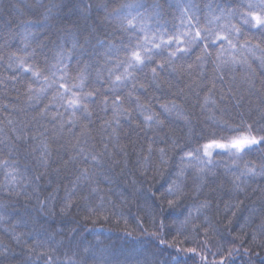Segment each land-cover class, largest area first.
<instances>
[{
  "label": "snow or ice",
  "instance_id": "obj_1",
  "mask_svg": "<svg viewBox=\"0 0 264 264\" xmlns=\"http://www.w3.org/2000/svg\"><path fill=\"white\" fill-rule=\"evenodd\" d=\"M40 6L43 7L40 18L22 22L19 25L22 31L14 33L19 36L21 45L8 53L5 68L6 72L14 74L0 76V87L6 88L10 82L18 98L24 97L22 106L14 105L11 109L22 114L24 119L5 117L0 120V193L9 197L8 200H0V227L11 242L5 244L0 239V264L4 259L14 258L13 244L23 245L28 252L21 264H40L45 257L44 264H121L110 250L104 231L96 232L95 229H92L94 240L85 242L81 239L79 243L85 245L83 249L60 260L55 253L63 241H57L54 234L48 233L45 224L50 217L66 215L77 201L84 202L88 213L86 220L91 217L100 219L98 213H103L112 204L101 195L103 190L99 185H109L108 191L112 192L118 184V177L112 174L110 167H106L105 157L111 160L115 154L123 153L125 159L121 175H126L124 169L129 161L124 148L119 146V130L123 122L136 123L134 115L139 114L142 120L137 126L142 124L145 134L149 131L159 133L173 117L183 120L186 125L191 124L178 103L183 89L173 93L176 99L159 104V111L154 110L151 104L152 99L158 100L159 97L153 93L145 103L141 101V93L150 89L161 91L165 84L171 88V78L184 73L191 75L198 71L203 77L209 62L213 64L214 80L219 78L223 83L225 72L232 73L235 80L234 74L241 71L244 73L242 80L250 89L254 88L256 69L253 65L256 64L264 74V0H50L46 7L41 0ZM167 15L174 21L171 27ZM246 33L253 35L241 41L240 37ZM49 43L55 52L51 63L45 55L47 67L44 68L39 66L36 57ZM197 49L199 52L192 59ZM4 61L5 56L0 53V63ZM73 61L75 75L70 71ZM93 70L95 81H92ZM90 83L93 86L90 87ZM17 84L20 88H16ZM96 84L100 87L94 86ZM214 88L213 83L204 96L202 109L211 110L209 104L215 107L216 101L212 99ZM50 92L52 95L49 97ZM45 99L47 103H44ZM3 107L7 110L8 106ZM97 111L105 117L101 120L100 132L107 133L101 135L100 152L96 151L95 145L89 146L93 116ZM29 114L32 115L29 117ZM261 117L264 118V110ZM210 119L220 129L219 133L213 131L199 137L206 142L189 151H184L172 139L170 145L157 150L159 160L154 167L150 162L155 141L148 138L151 141L148 154L142 161L137 159V165L146 178L152 167V179L158 176L162 183L159 187L153 184L145 191L138 188L137 181L133 179L130 181L132 191L128 194L145 201V210L152 217L153 225L157 214L163 219L158 230L150 234L155 250L148 253V244H143L124 256L122 264H187L188 259L196 256H199L198 264H236V259L241 256L248 257L249 261L259 256V253L252 252L253 246L264 249V201L259 207L247 209L248 215L243 217L239 228L244 236L229 241L226 251L221 246L212 252L205 243V252L213 257L211 262L196 248H181L175 237L171 243L159 238L165 228L164 221L174 215V210L188 195L189 174L194 173L192 191L194 196L198 195L206 178L214 175L217 162L213 157L218 150L227 153L233 161L226 171L231 173L234 196L246 194L250 180L264 178V163L249 161L243 168L239 166V161L246 154L264 151V135H253L252 125H246L243 118L236 125L216 120L214 116ZM44 121L51 125V136L47 125L42 123ZM77 127L80 128L79 133L75 132ZM65 134L73 136L74 141L72 154L63 164L65 167L72 165L76 175L70 185H64L62 197L57 185L41 198L39 182L53 162V145ZM160 142L166 143L163 139ZM29 143L36 167L42 169L35 175H30L28 168L22 169L18 159L21 146ZM175 152L182 154L170 155ZM112 163L118 165L121 161L113 160ZM127 192L125 188L119 194L124 196ZM13 197L17 201L24 198L32 207L18 209ZM97 197L96 204L89 207ZM210 206L209 201H203L189 208L183 220L176 215L173 225L177 235L187 231L188 225ZM244 207L243 200L226 205L227 210ZM233 217L239 222L237 212H233ZM202 223L208 225L205 235L209 230L217 232L208 217ZM229 224L231 226L233 221L230 220ZM197 227L193 225V230ZM248 236H251L249 247H243ZM221 239L228 238L221 235ZM187 242L186 238L183 243ZM181 252L185 256L181 257ZM34 253L35 259L32 258ZM260 264H264V257H260Z\"/></svg>",
  "mask_w": 264,
  "mask_h": 264
},
{
  "label": "trees",
  "instance_id": "obj_2",
  "mask_svg": "<svg viewBox=\"0 0 264 264\" xmlns=\"http://www.w3.org/2000/svg\"><path fill=\"white\" fill-rule=\"evenodd\" d=\"M50 0H42L43 6H47ZM95 2H102V0H95ZM116 2H123V0H116ZM199 2V0H198ZM41 0H0V53L5 56L4 63H0V76L13 75L12 72H6L7 55L10 52L16 51L21 41L18 35L14 33L21 32L22 29L19 25L28 20H37L40 18L43 12V7L40 6ZM94 15H96L94 13ZM102 15V13L100 14ZM203 15V14H201ZM169 22V27L174 23L170 15L166 16ZM203 19L201 23L203 24ZM252 33H246L240 37L243 41L252 36ZM259 36V33L255 34ZM40 39H44L40 37ZM118 39V37H117ZM38 43V41L36 42ZM36 43H33V47H36ZM214 52V49H212ZM55 49L51 43L44 49L43 52H38L36 57L39 66L46 68L47 65L44 62L45 55H47L48 62H53ZM199 52V49L193 53L192 59H195V55ZM191 62V61H189ZM256 69L254 77V88L250 89L248 84L242 80L244 73L237 71L235 80L232 79L233 74L229 72L224 73L223 83L219 78L213 79V64L209 62L205 66V74L200 77L198 71H194L191 75L184 73L178 77L171 78L172 87L169 88L165 84L161 91H155L150 89L147 93H141V101L149 102L148 97L155 93V96L159 99H152L151 104L154 110L159 111V104L168 100L176 99L173 95L178 89H183V95L178 99V103L181 104L184 113L191 121L190 125H186L183 120H177L172 118L166 123L165 128L159 133H153L151 131L145 134L142 131V124H139L142 117L139 114L134 115L136 123L123 122L119 130L120 140L119 146L124 148L127 153V159L129 161L128 167L124 169L126 175H121V170L124 168L123 161L125 156L123 153L115 154L111 160L105 157L106 167L112 169V174L118 177V184L113 188L112 192L108 191L110 187L107 184H100L99 187L103 190L101 195L105 196V200H110L111 205L103 213H98L100 219L95 220V217L85 219L88 215L84 208L83 201H77V205L74 206L66 215H57L50 217L45 224V227L50 234L55 235L57 241H63V243L57 248L55 255L60 260L65 259L66 256H72L74 251L82 250L85 246L80 244L79 241L83 239L85 242L92 241L95 238L96 232L104 231L107 237V243L110 250L121 261L123 257L128 255L132 249H139L143 244H148V253L154 251V245L150 238V234L156 232L159 228L161 219L160 215H156V223L153 225L152 217L147 214L145 210V201L143 199H137L129 195L132 188L130 181L135 179L137 181V187L147 191L153 184L159 187L162 181L157 176L152 179V167H154L159 160V152L157 151L161 147H166L171 144V140L175 139L180 144L184 151H189L193 148L206 142L199 139L201 136H207L208 133L213 131L220 132L215 125L213 119L226 121L229 125H236L241 122V118L246 125H252L253 135H264V118L261 117V111L264 110V74L258 68L256 64L253 65ZM76 65L75 61L72 62V68L70 71L75 75ZM47 74V73H46ZM92 81H95V70L92 71ZM215 88L212 93V99L216 101L215 107L209 104V109H202L204 96L209 92V88ZM90 87L93 84L90 83ZM100 87V85H94ZM16 88H20L17 84ZM231 89V91H229ZM52 93H49V97ZM24 97L21 95L18 98L17 91L13 90V86L9 82L7 87H0V120H4L5 117H12L16 119H24L22 114L12 111V107L22 106ZM99 99V98H98ZM45 99L44 103H47ZM7 105V110L3 107ZM43 105H41L42 107ZM55 111V109H52ZM242 114V117H241ZM32 114H29V117ZM110 115V113H109ZM105 118L104 114L97 111L93 116V124L91 126V139L89 140V146L95 145L97 152L102 151L101 135H107V133L100 132L101 120ZM48 127V135H52L51 125L47 124V121L42 122ZM189 127L191 128V135L189 136ZM5 125V131H7ZM76 133L80 132V128L75 129ZM226 135H232V133H225ZM147 137V138H146ZM148 138H152L155 142L152 143L153 153L151 158V166L148 170L147 178L141 175L142 169H139L137 165V159L143 160V157L147 155V149L151 142ZM161 139L166 143L160 142ZM74 141V137L70 135H63L54 145V151L52 154V160L46 176L39 182L41 198L51 192L57 185L60 186L59 195L63 196V187L65 184L70 185V181L74 179L76 172L72 165L64 166L63 161L68 159V156L72 154L71 144ZM31 143L22 145L18 154L20 167L28 168L31 171L30 175H35L42 169H37L35 160L31 154ZM112 148V145H109ZM182 153L175 152L170 155H180ZM214 161L216 166L213 169L214 175L206 178L205 183L198 195L193 194V186L195 184L194 173L189 174L188 180V192L183 204L174 210V215L169 216L165 221V228L160 235V239H164L166 243H171L173 238H176V242L179 243L181 248H196L197 252L206 255L209 262L213 260L211 254L206 253L204 245L207 243L212 252H215L221 246L225 251L229 246V241L234 238L243 237L244 234L239 231L240 224L243 223V217L248 215L247 209L252 207H259L261 202L264 201V178L256 177L248 182L246 194L234 196L232 193L233 185L231 183V173L226 171L227 168L233 164L232 159L227 153L220 152L214 155ZM113 160L121 161L118 165H113ZM253 162L256 164L264 163V151H253L246 154L242 160L239 161L240 168H243L245 162ZM83 167V165H81ZM0 180H2V173H0ZM166 187V185H165ZM127 188L128 192L121 196L119 193L123 192ZM155 191V189H153ZM157 195L159 193L157 192ZM9 197L0 193V200H8ZM13 202L18 209H24L32 207L31 204L25 202L24 198L15 200ZM98 200V197L93 199L89 203V207L94 206ZM238 200H243L245 207L241 210L235 208L231 210L226 209L228 203H235ZM126 201V202H125ZM209 201L210 207L203 211L197 219H194L191 224L188 225L187 231L182 235H177L176 227L173 225V220L176 215H179V219L183 220L187 215L189 208H194L196 204ZM159 203V202H157ZM165 207L166 200H165ZM57 212H59V205H57ZM233 212H237L239 216V222L236 221V217H233ZM183 213V214H180ZM195 215V213H194ZM107 216L108 219H104ZM208 217L209 221L215 225L217 232L211 230L205 235V229L208 228L207 224L202 223L204 218ZM14 219V218H13ZM95 220V223L93 221ZM232 220L233 224L230 226L229 221ZM259 223V220L256 221ZM193 225H197L196 230H193ZM75 230V236L73 232ZM20 231V229H17ZM130 233L131 235H127ZM221 235L227 236V240L221 239ZM187 238L188 242L183 243ZM0 239L5 244L11 243L7 236L4 235L2 227H0ZM247 242L243 244V247H249L251 242V236H248ZM158 243V240L156 241ZM29 244L32 241H28ZM14 258L4 259L2 264H21L27 256L28 252L23 245H12ZM241 247V253L243 252ZM39 251V250H38ZM253 253H259L258 257H254L252 261L248 260V257L241 256L236 259V264H260V257H264V249L252 247ZM174 253V249H173ZM181 257L185 256L184 252L180 253ZM35 259V253L33 254ZM78 258V257H77ZM44 259L40 260V264H44ZM215 259H219L216 257ZM199 256L195 259H188L187 264H198Z\"/></svg>",
  "mask_w": 264,
  "mask_h": 264
}]
</instances>
